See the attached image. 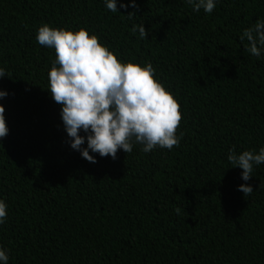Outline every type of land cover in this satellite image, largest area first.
<instances>
[{
	"label": "trees",
	"instance_id": "obj_1",
	"mask_svg": "<svg viewBox=\"0 0 264 264\" xmlns=\"http://www.w3.org/2000/svg\"><path fill=\"white\" fill-rule=\"evenodd\" d=\"M122 2L111 12L103 0H0L8 264H264V163L244 181L227 160L264 146V54L239 39L264 0H219L210 13L186 0ZM42 23L82 26L118 59L150 61L179 104V143L147 153L134 143L115 159L90 151L94 163L72 149L47 90L55 52L36 42Z\"/></svg>",
	"mask_w": 264,
	"mask_h": 264
},
{
	"label": "clouds",
	"instance_id": "obj_2",
	"mask_svg": "<svg viewBox=\"0 0 264 264\" xmlns=\"http://www.w3.org/2000/svg\"><path fill=\"white\" fill-rule=\"evenodd\" d=\"M194 11L203 9L210 13L219 0H186ZM104 7L117 12V0H103ZM135 7V0H129ZM120 7L126 5L122 2ZM134 12L127 13L132 19ZM141 39L146 37L142 23L132 25ZM36 42L51 48L55 59L48 69V87L52 99L60 105L59 115L67 134L68 143L74 150L90 162L95 156L108 155L115 159L118 149L130 153L133 144L141 145L142 152L155 147L172 149L179 143L182 132L177 135L180 123L179 104L173 94L155 77V69L150 61L118 59L112 50L98 42L95 33L84 27L76 30L40 24L35 33ZM245 39L246 50L255 57L264 54V17L244 27L239 36ZM6 70L0 67V76ZM7 95L0 89V98ZM4 107L0 105V138L8 128L4 119ZM83 133L81 135L80 133ZM84 145V146H82ZM227 160L241 169L240 177L247 181L254 165L264 163V146L257 151L228 150ZM244 196L251 194L250 184L237 186ZM179 214L181 209L175 208ZM7 204L0 199V224L5 222ZM8 250L0 247V264H8Z\"/></svg>",
	"mask_w": 264,
	"mask_h": 264
}]
</instances>
